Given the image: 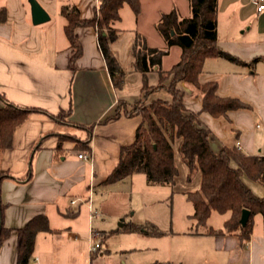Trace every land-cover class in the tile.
<instances>
[{"label": "crops", "instance_id": "0c3cea01", "mask_svg": "<svg viewBox=\"0 0 264 264\" xmlns=\"http://www.w3.org/2000/svg\"><path fill=\"white\" fill-rule=\"evenodd\" d=\"M37 1L48 13L49 20L33 24L28 0H0V94L3 97H0V108L6 100L52 114L63 110L66 121L51 118L43 111H32L14 128L10 146L0 149L2 222L12 229L0 245V264H17L16 229L33 216L45 214L54 232L58 228L50 225L53 216L72 219L83 205L90 223L99 215L93 206L92 194L105 192L112 184L136 174L113 183L102 182L117 164L120 147L134 141L141 121L139 114H127L130 105L143 94V75L133 67L130 54L132 42L135 34L140 33L148 46L164 48L165 42L155 28L160 15L172 6L178 8L181 17L190 15L187 0H139L137 17L127 4L121 7L120 19L114 24L118 36L110 45L124 72L118 88L111 81L94 26L75 28L81 54L74 62V73L69 66L72 48L64 32L66 19L59 12L60 5L73 4L81 18H91L98 11L99 0ZM248 4L251 0H218L217 17L221 10L233 8L236 9L233 15L236 13L244 19L249 13ZM260 12L263 17L264 9ZM263 30L264 27L261 32ZM217 45L240 62L208 56L203 61L199 81H215L217 95L238 97L250 108L212 116L202 111L201 94L180 81L177 87L184 91V105L190 111L199 112L201 124L210 130L213 152L224 146L236 147L238 141L242 152L264 155V129L260 126H264V40L244 38L233 25L221 33L217 18ZM170 54L173 57L166 64ZM179 55L180 48L171 46L162 58V69H169ZM255 58L257 60H253ZM154 69L146 74L149 85L158 83ZM147 99L169 101L171 96L161 88L151 92ZM120 102L125 104V110L120 109L116 118L105 120L115 113ZM66 134H72L75 140L65 138ZM178 143L179 140H175L173 144L177 174L173 184L166 186L172 193L182 194L187 199V192L200 188L201 172L197 168L188 178L189 168L180 157ZM81 152L90 154V158L78 157ZM242 180L254 194L264 195L262 183L246 175ZM89 204L96 215H91ZM222 225L223 222L211 226L221 228ZM256 228L253 224L250 237L243 241L236 234L208 235L190 232L192 228L186 230L183 234L191 238L193 249L190 255L174 263L264 264L262 222L260 228ZM90 230L89 227L86 242ZM53 232L36 234L29 264H45L36 239L39 233ZM70 233L74 241L79 240L76 232ZM95 252H90L88 264H92Z\"/></svg>", "mask_w": 264, "mask_h": 264}, {"label": "trees", "instance_id": "16d2710c", "mask_svg": "<svg viewBox=\"0 0 264 264\" xmlns=\"http://www.w3.org/2000/svg\"><path fill=\"white\" fill-rule=\"evenodd\" d=\"M187 1L190 7L189 16L181 17L178 8L172 6L168 12L162 13L155 23L157 32L165 42L164 48L150 47L142 34H135L130 54L133 67L143 75L142 91L149 88V92L145 93L148 96L162 88L170 94L171 99H153L147 104H141L139 99L135 105L140 106L133 112L127 111L128 115L135 113L141 117L135 139L132 143L120 147L117 164L102 182L113 183L134 173H142L148 184L171 186L177 174L173 144L175 140H179L178 152L189 168L188 178L197 168L201 172L200 188L186 193L193 208L189 217L195 226L190 232L208 235L236 234L243 241L252 233V219L256 213L261 216L264 235V195L254 194L242 180V176L246 175L264 185V155L246 154L236 147L225 146L218 152H213L210 148V130L201 124L199 112L190 111L185 107L184 91L177 87L180 81L201 94L202 111L212 116H222L228 110L250 108L247 102L238 97L217 95L215 81H199L198 76L206 57H222L233 62L240 60L217 45L218 0ZM124 4L131 8L135 17L139 15V0H99L98 11L91 18H81L78 8L73 4L60 5L59 12L66 19L64 32L72 48L69 66L73 73L76 70L74 62L81 54V44L75 28L94 26L98 34V47L106 62L111 81L115 87L122 85L124 72L110 45L118 36V29L114 24L120 19V9ZM1 14L3 15V11ZM174 45L180 48L179 58L169 69L163 70L162 58ZM153 69L158 74V83L146 87V74ZM0 97L3 98L1 94ZM120 105L121 102L115 113L105 120L116 118L120 114ZM32 111H43L51 118L57 119L66 113L61 110L52 114L37 107H22L5 100L4 106L0 108V149L10 146L14 128L24 122ZM243 208L250 211L244 226L239 223ZM211 211L227 214L221 228L206 225ZM2 214L3 207L0 205V245L12 231L3 225ZM199 227L202 229L198 230ZM126 229L146 235L167 233L150 222L130 223ZM16 232L17 264H29L36 234L53 232V229L50 228L45 214H37L24 226L17 228ZM149 264L183 263L155 261Z\"/></svg>", "mask_w": 264, "mask_h": 264}, {"label": "rangeland", "instance_id": "374dc122", "mask_svg": "<svg viewBox=\"0 0 264 264\" xmlns=\"http://www.w3.org/2000/svg\"><path fill=\"white\" fill-rule=\"evenodd\" d=\"M249 13L241 19L236 9L229 8L218 12V25L221 33L226 29L238 28V34L244 38L264 40V16L256 11L255 4L247 5ZM252 8H254L253 11ZM236 31V29H235ZM244 32V33H240ZM155 41V40H154ZM151 41V42H154ZM173 57L170 54L165 60L167 64ZM152 77V76H151ZM153 86L147 85L146 87ZM146 89L140 102L148 103ZM136 102V101H135ZM130 105L128 111H135L140 104ZM126 108L125 104L120 109ZM66 121L64 115L59 116ZM264 129L263 125H260ZM65 138L75 140L72 134ZM93 206L99 213L90 223L87 210L80 205V212L72 219L53 216L50 220L52 227L58 229L53 233H39L37 248L43 256L45 264H88L90 251L85 238L89 227L98 234L92 239V244L99 243L101 247L93 254L92 264H149L155 261L179 262L193 249L191 238L184 231L195 229L194 222L189 215L192 205L182 194L172 193L166 185L147 184L141 173L131 178L117 182L108 187L105 192H95ZM227 214L211 211L206 225L214 227L221 225ZM260 214L253 216V224L260 228ZM153 223L158 229L167 232L164 235H146L139 231H130L126 227L130 223ZM70 226L68 229L67 226ZM202 229L199 227L198 230ZM79 236L78 241L72 239V233Z\"/></svg>", "mask_w": 264, "mask_h": 264}, {"label": "water", "instance_id": "95a60500", "mask_svg": "<svg viewBox=\"0 0 264 264\" xmlns=\"http://www.w3.org/2000/svg\"><path fill=\"white\" fill-rule=\"evenodd\" d=\"M31 11V19L33 24H39L49 20V15L46 10L40 5L37 0H28ZM250 211L243 208L240 214L239 223L244 226L249 218Z\"/></svg>", "mask_w": 264, "mask_h": 264}, {"label": "built area", "instance_id": "2783aa9c", "mask_svg": "<svg viewBox=\"0 0 264 264\" xmlns=\"http://www.w3.org/2000/svg\"><path fill=\"white\" fill-rule=\"evenodd\" d=\"M252 1L255 4L256 11L260 12L264 9V0H252ZM257 127H259V125H257ZM235 146L237 149H239V142L238 141L236 142ZM78 157L83 158V159H88V158H90V154H88L86 152H81V153H78ZM71 202L73 203L75 201L72 200ZM89 209H90L92 216L96 215V210H94L91 207V204H89ZM96 234H98V233L97 232L94 233L93 230H90L88 233L87 242H88V249L90 252H94L101 247V245L99 243L92 244V239L94 238V236Z\"/></svg>", "mask_w": 264, "mask_h": 264}]
</instances>
